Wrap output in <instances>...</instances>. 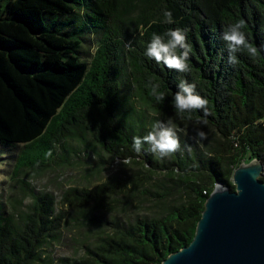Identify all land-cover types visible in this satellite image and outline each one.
<instances>
[{"label": "trees", "instance_id": "trees-1", "mask_svg": "<svg viewBox=\"0 0 264 264\" xmlns=\"http://www.w3.org/2000/svg\"><path fill=\"white\" fill-rule=\"evenodd\" d=\"M240 20L257 53L241 48L229 63L222 34ZM176 28L191 49L187 72L144 55L153 34L167 40ZM181 80L195 83L207 115L172 106ZM154 84L164 100L152 95ZM169 119L187 129L176 153L160 158L147 144L133 151V137ZM197 130L207 137L199 143ZM70 148L92 150L102 164L130 158L123 177L64 193L85 221L121 210L109 226L97 222L80 255L54 262L47 247L65 221L56 197L31 190L27 209L16 210L0 201V264H161L188 245L216 182L235 189L240 163L264 165V0H0V157L13 166L8 176L27 183L21 173L52 166Z\"/></svg>", "mask_w": 264, "mask_h": 264}, {"label": "water", "instance_id": "water-1", "mask_svg": "<svg viewBox=\"0 0 264 264\" xmlns=\"http://www.w3.org/2000/svg\"><path fill=\"white\" fill-rule=\"evenodd\" d=\"M263 170L255 158L234 169L235 189L216 182L191 242L161 264H264Z\"/></svg>", "mask_w": 264, "mask_h": 264}, {"label": "rangeland", "instance_id": "rangeland-1", "mask_svg": "<svg viewBox=\"0 0 264 264\" xmlns=\"http://www.w3.org/2000/svg\"><path fill=\"white\" fill-rule=\"evenodd\" d=\"M185 130L187 129H182L181 132ZM7 157L6 155L0 157V201L6 203L12 210L27 209L32 199L31 190L49 192L56 197L57 213H65L59 239L47 247L46 254L52 257L54 262L62 256L80 255L83 245L89 242L96 230L100 229L97 222L103 221L104 227L109 226L113 213L116 214L122 208L120 204L113 209V212L111 210L98 212L96 221L93 223L85 221L73 205L64 201V193L70 187L92 188L114 176L123 177L128 169L120 159L114 158L112 163L102 164L101 158L87 148L61 150L52 166L43 170H26L21 173L20 179L27 182L24 183L8 176L12 174L13 166L7 163ZM105 157L110 158L106 153ZM116 190L120 197L122 192L119 189ZM129 213L133 212L130 210Z\"/></svg>", "mask_w": 264, "mask_h": 264}, {"label": "clouds", "instance_id": "clouds-1", "mask_svg": "<svg viewBox=\"0 0 264 264\" xmlns=\"http://www.w3.org/2000/svg\"><path fill=\"white\" fill-rule=\"evenodd\" d=\"M163 15L166 23H173L172 13L170 11H165ZM244 27L245 22L240 20L233 25H229L227 30L222 34V39L226 42L229 52V63L236 62L235 53L241 48H246L252 55H256L257 53V49L248 43L245 33L241 31ZM165 35L167 40L160 35L153 34L150 42L147 43L144 55L148 59L154 60L157 64H163L170 70L174 69L178 72H187L189 68L187 60L191 49L186 43L185 34L181 29L176 28L169 29ZM158 88L159 85H152V95L158 101L164 100V94L157 92ZM177 89L172 98V106L178 112L191 113L193 110H203L204 114L207 115L208 101L196 94L195 83H188L185 80H181L177 85ZM181 131L182 129H178L171 119L166 122L156 121L146 135L133 137V151L139 153L143 145L147 144V150L158 155V157L170 156L180 149L178 133ZM206 138L204 131L197 130L196 139L198 143ZM121 162L123 165H127L130 163V158H125Z\"/></svg>", "mask_w": 264, "mask_h": 264}]
</instances>
